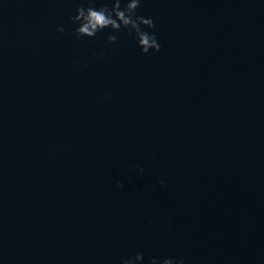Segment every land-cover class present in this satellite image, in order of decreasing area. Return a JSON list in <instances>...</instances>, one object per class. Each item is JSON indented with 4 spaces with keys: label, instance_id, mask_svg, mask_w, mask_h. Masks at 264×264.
I'll list each match as a JSON object with an SVG mask.
<instances>
[{
    "label": "water",
    "instance_id": "obj_1",
    "mask_svg": "<svg viewBox=\"0 0 264 264\" xmlns=\"http://www.w3.org/2000/svg\"><path fill=\"white\" fill-rule=\"evenodd\" d=\"M82 3L0 0V264H264V0Z\"/></svg>",
    "mask_w": 264,
    "mask_h": 264
},
{
    "label": "clouds",
    "instance_id": "obj_2",
    "mask_svg": "<svg viewBox=\"0 0 264 264\" xmlns=\"http://www.w3.org/2000/svg\"><path fill=\"white\" fill-rule=\"evenodd\" d=\"M97 0H86L76 9V15L70 17L73 24H76L74 35L77 39L83 37L93 38L97 33L104 29H111L112 32L119 33L121 30H127L130 36H134L136 46L141 54L153 55L160 51L155 33V24L152 19L139 16L136 9L140 6L141 0H126L121 9V0H114L112 6L103 3L99 8L95 7ZM61 33L65 31L63 27L58 29ZM118 36L109 34L107 37L109 44H115ZM139 167V166H137ZM141 172L142 168L139 169ZM163 185V181L160 182ZM117 188H123L121 181L116 182ZM151 222V221H150ZM144 259L141 253L128 257L121 261V264H139ZM148 264H184L183 260L174 258H165L162 261L158 258H150Z\"/></svg>",
    "mask_w": 264,
    "mask_h": 264
}]
</instances>
